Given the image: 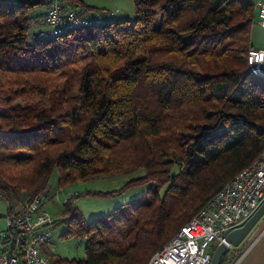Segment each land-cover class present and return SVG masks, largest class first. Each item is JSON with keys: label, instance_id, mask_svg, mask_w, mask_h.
I'll return each instance as SVG.
<instances>
[{"label": "trees", "instance_id": "16d2710c", "mask_svg": "<svg viewBox=\"0 0 264 264\" xmlns=\"http://www.w3.org/2000/svg\"><path fill=\"white\" fill-rule=\"evenodd\" d=\"M41 3L0 0V201L12 214L49 191L56 165L61 188L144 169L118 192L158 184L146 201L92 221L65 202L61 237L84 238L86 257L53 263L148 264L264 148V76L248 63L256 1L134 0L133 20L29 36Z\"/></svg>", "mask_w": 264, "mask_h": 264}, {"label": "built area", "instance_id": "2783aa9c", "mask_svg": "<svg viewBox=\"0 0 264 264\" xmlns=\"http://www.w3.org/2000/svg\"><path fill=\"white\" fill-rule=\"evenodd\" d=\"M16 1V0H6ZM49 6L44 18L45 28L37 37L65 35L85 26L100 25L114 16L113 11H88L65 8L63 0H44ZM257 22L264 28V0H255ZM249 69L264 76V48L252 46L248 52ZM46 195L40 193L15 211L6 215L7 227L0 226V264H54L44 252L51 239L55 222L43 204ZM264 202V148L248 165L206 202L166 245L156 251L148 264H211L215 248L221 242L228 253L235 245L228 241L230 231L242 226Z\"/></svg>", "mask_w": 264, "mask_h": 264}, {"label": "rangeland", "instance_id": "374dc122", "mask_svg": "<svg viewBox=\"0 0 264 264\" xmlns=\"http://www.w3.org/2000/svg\"><path fill=\"white\" fill-rule=\"evenodd\" d=\"M222 0H215V5H217ZM87 3V1L85 0ZM103 7L97 8H106L111 9L109 11L114 12L113 19H130L133 20L136 14V8L134 0H126L127 11L129 7V17H125L122 15L123 8L115 5H111L106 3L104 5H99ZM126 6L124 7L126 9ZM49 6L45 3L32 5L27 9V15L32 17L30 19V31L29 36L33 35V32L40 28H45L46 26L41 23H36L34 17H41L48 11ZM105 9V10H106ZM79 10V9H78ZM122 11V12H121ZM117 12V14H116ZM121 12V13H120ZM116 14V16H115ZM258 18V13L256 14ZM255 16V17H256ZM254 19V23L251 29V38L252 33L253 37H256V28L255 25L257 23ZM112 20V19H111ZM110 20L106 21L109 22ZM90 59H84L81 62L69 63L70 67L73 70H77L79 72L81 68H83ZM76 73V71H74ZM58 81H65L64 78H60ZM47 103L48 101H44ZM179 170V166H175L173 171L177 172ZM145 174L144 169H139L137 171L127 173V174H116L111 177H96L89 180H78L74 183H71L65 187H60L58 185L59 176H60V169L56 165L53 174L50 180V185L48 187L47 192H42V194L46 195L47 200L43 204V209L46 210L52 217L57 219L54 224H52L51 228V239L48 243H46L43 247L44 252L47 256L55 260V258H69V259H83L86 257L85 252V245L86 240L81 238L80 236H73L68 239H63L61 237V233L66 229V222L62 220L64 214V208L66 206L65 202L71 198L73 205H75L78 211L82 214V216L87 221H92L93 219L103 216L109 215L114 212L117 207L126 206V203L130 202L133 199H138L140 201L148 200L147 190L150 186L155 184L153 182H144L140 184H135L129 187L124 188L121 192H118L130 179L140 177ZM166 186L160 187L161 192L163 193ZM116 190V191H115ZM112 192L109 195H101L97 192ZM27 194L25 193L22 195L21 201L19 203L24 202L27 200ZM8 214V206L5 202L0 201V226L2 228L7 227L6 223V215ZM128 219L126 220L125 224L129 227L130 224L133 222L129 219L130 213H127ZM237 255V254H236ZM233 256V259L235 256ZM232 259V260H233ZM232 260H229V262ZM228 262V260H227Z\"/></svg>", "mask_w": 264, "mask_h": 264}, {"label": "crops", "instance_id": "0c3cea01", "mask_svg": "<svg viewBox=\"0 0 264 264\" xmlns=\"http://www.w3.org/2000/svg\"><path fill=\"white\" fill-rule=\"evenodd\" d=\"M86 1L89 5L94 7H103L99 5H104L106 3L122 7L123 8L122 15H124L125 17L130 16L129 7L127 11L126 0H86ZM125 6L126 9L124 8ZM105 9L106 8H98V10L100 11L111 10V9L109 10L108 9L105 10ZM41 19L42 16L38 17V19L36 20L37 23ZM254 25L256 28L255 31L256 37L255 36L253 37V33H252V43L253 45L264 48V28L258 22ZM228 252L229 251H227L226 253V257L228 260L226 264H264V215L261 217L258 223L253 227V229L249 232V234L245 237L242 243L236 246L234 251H231L230 253ZM234 255L236 256L233 259ZM229 260H232V262L231 261L229 262Z\"/></svg>", "mask_w": 264, "mask_h": 264}, {"label": "water", "instance_id": "95a60500", "mask_svg": "<svg viewBox=\"0 0 264 264\" xmlns=\"http://www.w3.org/2000/svg\"><path fill=\"white\" fill-rule=\"evenodd\" d=\"M263 215H264V202L242 226L235 228L228 233L227 236L228 241L235 246L240 245ZM227 251H228V245L225 242H221L220 244H218L214 250L211 264H221L222 258L224 255H226Z\"/></svg>", "mask_w": 264, "mask_h": 264}]
</instances>
